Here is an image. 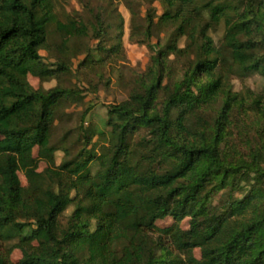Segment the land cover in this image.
<instances>
[{"label": "trees", "instance_id": "trees-1", "mask_svg": "<svg viewBox=\"0 0 264 264\" xmlns=\"http://www.w3.org/2000/svg\"><path fill=\"white\" fill-rule=\"evenodd\" d=\"M161 1L162 18L180 24L166 46L157 43L150 81L111 107L99 154L85 149L55 166L50 126L67 91L34 89L27 81L28 74L44 79L68 70L50 69L40 53L54 5L0 0V238L17 236L22 254L12 262L0 246V264H264V87L229 85L235 72L264 77V0ZM205 18L197 39L195 21ZM154 20L151 9L148 35ZM221 21L217 48L206 31ZM57 29L65 36L86 32L75 21ZM182 36L199 55L171 86L162 85L164 55L186 48L177 47ZM35 147L50 163L43 171ZM245 175L249 189L237 198ZM166 216L173 223L158 227ZM185 218L187 229L180 225Z\"/></svg>", "mask_w": 264, "mask_h": 264}, {"label": "rangeland", "instance_id": "rangeland-1", "mask_svg": "<svg viewBox=\"0 0 264 264\" xmlns=\"http://www.w3.org/2000/svg\"><path fill=\"white\" fill-rule=\"evenodd\" d=\"M54 17L47 25V46L40 51L42 62L50 69H57L65 64L68 70L56 71L53 76L40 78L28 74L27 81L34 88L44 90L59 87L67 94L53 108V119L50 126V146L54 148L55 166L65 160H71L85 150L93 148L99 154L107 143L110 126L107 125L109 110L115 104L128 100L130 95L141 91L143 84L150 81L154 66L153 57L157 55V43L164 47L172 35L177 32L180 18L166 21L162 18L165 12L161 0H52ZM155 10V25L151 34L146 32V16ZM75 21L78 28L84 27L81 35L65 36L57 29L58 23ZM196 36L201 37L198 30L207 24V18L197 20ZM206 35L215 47L222 45L224 23L207 26ZM98 33V34H97ZM178 48H185L181 53L166 52L167 64L162 85L171 86L178 80L187 64L199 55L197 46L190 43L189 38H178ZM188 45V46H187ZM227 54V53H226ZM153 70V71H152ZM232 91L250 88L260 91L264 87V77L257 72L245 74L233 73L229 78ZM165 97V91L159 92V100ZM90 137V138H89ZM89 138V139H88ZM0 139L2 136L0 135ZM137 141V137H135ZM38 159V171L50 167V163L38 156V147L32 151ZM158 156H154L156 161ZM98 162L93 161L90 169L94 174ZM21 185L27 187L28 181L22 172L18 173ZM250 176L243 177V187L233 195L241 198L249 189ZM221 192L213 197V203L219 201ZM73 206L62 213L59 220L65 226L72 214ZM173 223L171 216L156 221L160 228ZM183 229L189 227V219L180 223ZM17 236L0 238V246L10 251V259L17 262L22 254L16 243ZM200 249L194 255L200 258Z\"/></svg>", "mask_w": 264, "mask_h": 264}]
</instances>
